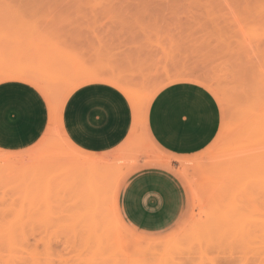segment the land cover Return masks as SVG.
<instances>
[{
	"label": "rangeland",
	"instance_id": "obj_1",
	"mask_svg": "<svg viewBox=\"0 0 264 264\" xmlns=\"http://www.w3.org/2000/svg\"><path fill=\"white\" fill-rule=\"evenodd\" d=\"M12 71L56 102L74 81L115 77L142 110L105 152L77 150L56 126L22 151L0 149L16 159L0 161V264H264V0H0V77ZM98 82L123 94L134 119L116 84H86ZM179 84L215 113L209 138L182 153L149 127L155 97ZM153 170L174 195L162 206L157 187L144 189L146 223L126 192Z\"/></svg>",
	"mask_w": 264,
	"mask_h": 264
},
{
	"label": "crops",
	"instance_id": "obj_2",
	"mask_svg": "<svg viewBox=\"0 0 264 264\" xmlns=\"http://www.w3.org/2000/svg\"><path fill=\"white\" fill-rule=\"evenodd\" d=\"M84 84L76 87L63 104L60 118L68 136L63 132L77 148H84L89 152L114 149L127 138L131 126L133 125V129L137 126L134 105L123 89L110 83L127 95L133 109L132 119L130 105L117 88L102 82ZM162 87H158L154 94L152 93L144 109L145 122L151 100ZM179 91H188L191 95L203 98L207 109L203 111L190 99L186 103L182 102L178 96ZM151 107L149 127L156 140L166 148L181 153L188 152L198 148L209 138L215 118L214 110L205 95L192 90L188 85L179 84L165 89L155 97ZM51 119L50 104L42 90L35 84L22 79L0 81V149L18 152L34 145L47 126L49 130ZM206 123L211 125L205 133L207 128L203 126H208ZM187 135L192 139L182 141V137ZM181 153L177 155H186ZM154 162L167 163L160 159ZM163 176L165 175L155 170L147 172L138 177L127 189L131 212L139 220L151 223L152 215H146L149 213L142 210L140 205L141 197L149 198L148 194H144V189L157 187L162 206L168 205L169 200H172L174 195L172 182L170 184ZM156 179L161 181H155ZM163 211H165L163 208L158 210L159 213ZM116 212L119 216V210L116 209ZM120 220L121 218L119 222Z\"/></svg>",
	"mask_w": 264,
	"mask_h": 264
},
{
	"label": "bare ground",
	"instance_id": "obj_3",
	"mask_svg": "<svg viewBox=\"0 0 264 264\" xmlns=\"http://www.w3.org/2000/svg\"><path fill=\"white\" fill-rule=\"evenodd\" d=\"M27 73V72H26ZM25 72H23V71H12V73H7V74H5L4 73V75L2 76V77H0V81H2V80H7V79H22V80H25V81H28V82H31V83H33V84H35L39 89H41L42 90V92L44 93V95L46 96V98H47V100H48V102H49V104H50V107H51V113H52V119H51V124H50V127H49V131H51L55 126L56 127H58L61 131H62V133H63V136H64V138H65V140L68 142V143H70L71 145H72V147H75L77 150H78V148L76 147V146H74L71 142H70V140L67 138V136L64 134V132H63V130H62V127H61V110H62V107H63V104H64V102H65V100H66V98L69 96V94L76 88V87H78L79 85H81V84H84V83H86V82H89V81H93V80H107V81H109V82H111V83H113V84H116L117 86H119L121 89H123L125 92H126V94L129 96V98H130V100L132 101V103H133V105H134V108H135V111H136V123H137V125H138V122H140V107H141V105L139 106V101H138V98H137V96L134 94V92L132 91V90H130V88H128L123 82H120L119 81V79H116L115 77H103V76H97L98 74H95L97 77H85L84 79H80L81 81H74V83L70 86V88L68 89V91L66 92V94H64L63 95V97H62V100H60V101H57L56 102V99H55V97L53 96V94H52V92H50V90L46 87V85H44L43 84V82L42 81H40V80H38V79H36V78H34L33 76H31V75H29V74H26ZM2 75V74H1ZM21 85V84H20ZM19 91V90H18ZM6 93V92H5ZM10 93V92H9ZM199 102V101H198ZM142 110V109H141ZM141 112H143V111H141ZM142 114V113H141ZM52 132V131H51ZM238 142V141H237ZM81 151H83V150H81ZM88 152H86L85 154H87ZM88 154H90V153H88ZM87 154V155H88ZM90 155H92V154H90ZM95 155V154H94ZM101 156H103V155H101ZM13 157L14 156H12V157H5V158H3V156H1L0 157V161L2 162V161H4L6 164H7V162H10V161H12V159H13ZM77 157V156H76ZM94 157H96V156H94ZM97 157H99V156H97ZM9 158V159H8ZM12 158V159H11ZM14 160H16V159H13V161ZM21 160V159H20ZM82 160V159H81ZM80 160V161H81ZM91 160V159H90ZM96 160V159H95ZM75 161H77V159L75 160ZM84 160H82V162H83ZM88 161H89V159H88ZM102 160H100L99 161V163L101 162ZM96 162H97V160H96ZM103 162V161H102ZM5 163H4V165H5ZM80 163V162H79ZM1 164V163H0ZM89 164V163H88ZM88 164L87 163H85V165H87L88 166ZM97 164V163H96ZM101 164V163H100ZM7 165H10V163H8ZM93 166H95V164L94 165H92V167ZM5 167V166H4ZM95 168V167H94ZM78 177V176H77ZM75 181V180H74ZM93 182V181H92ZM91 184V183H90ZM93 184H96V183H93ZM79 186V185H78ZM85 187V186H84ZM100 186H98V188H99ZM74 188V187H73ZM78 189H79V187H78ZM85 189V188H84ZM74 190V189H73ZM77 190V189H76ZM75 192V191H74ZM76 192H78V191H76ZM79 193V192H78ZM101 193V192H100ZM100 196V195H99ZM96 197H98L97 195L95 196V197H93V198H96ZM101 197V196H100ZM92 198V199H93ZM179 198V197H178ZM97 199H99V198H97ZM94 200V199H93ZM80 201H81V199H80ZM80 201H79V203H80ZM92 201V200H91ZM98 201V200H97ZM84 202V201H83ZM93 202V201H92ZM94 203H95V201H94ZM97 203H99V202H97ZM96 203V204H97ZM82 204V203H81ZM92 204V203H91ZM87 205V204H86ZM88 207V206H87ZM92 207V206H91ZM85 208V207H84ZM83 208V210H85ZM109 208V207H108ZM87 209V208H86ZM110 211H111V209H110ZM110 211H108V213L110 212ZM113 211V210H112ZM96 213H97V211H95ZM113 213V212H112ZM83 214V213H82ZM89 214V213H88ZM95 214V213H94ZM85 215V214H84ZM99 215V214H98ZM87 216V215H86ZM84 217V219H85V221L87 220V217ZM89 216H90V214H89ZM100 216V215H99ZM109 216V215H108ZM112 216V215H111ZM113 216H114V214H113ZM97 217V216H96ZM116 218H117V215L115 216ZM83 218V217H82ZM92 218V217H91ZM93 219V218H92ZM119 219V218H118ZM94 220V219H93ZM84 221V220H83ZM92 221V220H91ZM97 222H98V220H96ZM113 221V220H112ZM87 222V221H86ZM95 222V221H94ZM88 223H89V220H88ZM84 224H86V223H84ZM117 224V223H116ZM91 225V224H90ZM93 225V224H92ZM88 226H89V224H88ZM118 227V226H117ZM94 228V227H93ZM137 251V250H136ZM138 253H140V251H138ZM144 255V254H143Z\"/></svg>",
	"mask_w": 264,
	"mask_h": 264
}]
</instances>
